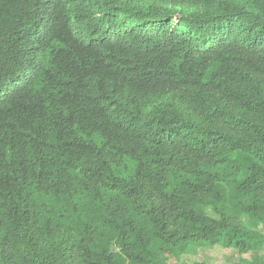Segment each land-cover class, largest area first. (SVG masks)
<instances>
[{
    "label": "trees",
    "instance_id": "obj_1",
    "mask_svg": "<svg viewBox=\"0 0 264 264\" xmlns=\"http://www.w3.org/2000/svg\"><path fill=\"white\" fill-rule=\"evenodd\" d=\"M61 1L117 37L107 56L54 38L30 89L50 50L33 43L37 8L0 0V264H171L217 244L264 264V0ZM178 32L202 50L172 64L152 46ZM156 72L184 88L186 111L122 112L88 148L93 92Z\"/></svg>",
    "mask_w": 264,
    "mask_h": 264
},
{
    "label": "clouds",
    "instance_id": "obj_2",
    "mask_svg": "<svg viewBox=\"0 0 264 264\" xmlns=\"http://www.w3.org/2000/svg\"><path fill=\"white\" fill-rule=\"evenodd\" d=\"M34 4L40 20L37 25L38 36L33 43H48L50 50L46 56L37 61L35 68L30 69L28 76L23 80H28L24 85H29L30 89L34 86L35 73L46 64L53 52L54 38L67 37L69 41L77 42L80 47L101 56L110 55L112 52L111 45L116 40L117 32H112L109 27L105 30L101 26L91 25L85 4L65 3L61 0H34ZM173 11L180 14L178 9H173ZM201 50V41L183 32L166 38L161 44L153 43L152 46V51L156 56L172 64H177L179 61L187 62L199 55ZM91 100L92 104L98 105L99 102L103 107L96 131L98 136L85 144H89L88 148L98 149L103 145L97 138L105 137L106 130L114 122L115 116L122 112L136 114L139 118L148 121L162 122L181 115L188 108L186 91L167 72L143 75L131 92H127L121 85H104L93 92ZM174 106L177 108L174 109ZM30 135L34 150H37L39 143L35 140L33 133ZM116 145L120 143L117 140L112 141V154L118 159L122 157L124 151L114 149Z\"/></svg>",
    "mask_w": 264,
    "mask_h": 264
},
{
    "label": "rangeland",
    "instance_id": "obj_3",
    "mask_svg": "<svg viewBox=\"0 0 264 264\" xmlns=\"http://www.w3.org/2000/svg\"><path fill=\"white\" fill-rule=\"evenodd\" d=\"M194 261H203L207 264H245L236 248L226 247L223 244L198 248L170 262L171 264H192Z\"/></svg>",
    "mask_w": 264,
    "mask_h": 264
}]
</instances>
